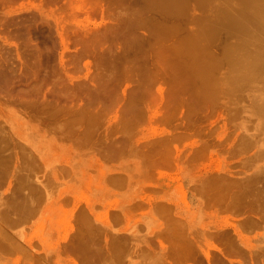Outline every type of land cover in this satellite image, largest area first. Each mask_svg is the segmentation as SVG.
<instances>
[{
    "label": "rangeland",
    "instance_id": "rangeland-1",
    "mask_svg": "<svg viewBox=\"0 0 264 264\" xmlns=\"http://www.w3.org/2000/svg\"><path fill=\"white\" fill-rule=\"evenodd\" d=\"M147 1L0 0V264H264V82L195 67L240 0Z\"/></svg>",
    "mask_w": 264,
    "mask_h": 264
},
{
    "label": "bare ground",
    "instance_id": "bare-ground-1",
    "mask_svg": "<svg viewBox=\"0 0 264 264\" xmlns=\"http://www.w3.org/2000/svg\"><path fill=\"white\" fill-rule=\"evenodd\" d=\"M173 1L174 0H153L154 3L151 2L152 6H150L154 7L153 5L159 4L160 8L164 10L172 9L170 10V12H172L173 14L174 11L175 14L176 8L175 4H173ZM180 4L182 5V3ZM240 5L241 7L238 13H234L230 10V8H222L219 11L217 20L215 21V27L211 29L214 30L218 27V25H225L235 32V36L238 37L239 35L238 40L236 42H233L230 49L225 54L226 59L229 63L228 65L230 67L228 71L229 74L226 75L223 73L224 76L226 75L224 78H217L212 71L213 67L204 60L202 56L203 54L198 57L199 59L197 58L198 60H195L196 65L194 62V65L197 69V74L199 75V79L201 76L204 81V86L206 88L204 92H206L207 89L215 90L218 88H224L232 92V90L235 89L236 91L237 88H242L241 86L250 82H254L257 80H261L262 82H264V0H240ZM179 8L181 7L179 6ZM205 20L206 19H204V21ZM204 21L201 22L203 23ZM199 25H206V22L205 24L200 23ZM199 32L198 35L201 34V32ZM205 32H210V27L207 26V28H205ZM195 35H197V32L194 33L193 36ZM197 40H199V38H197ZM195 43H197V41ZM191 44H193V42ZM197 45L200 46L199 44ZM191 48L193 49L194 46H192ZM199 48L197 50H199ZM196 49H193V51ZM255 102V104H257V112L264 121V95H258L255 99ZM183 242L184 246L187 245L185 241ZM89 245V242L85 241L84 246L87 247Z\"/></svg>",
    "mask_w": 264,
    "mask_h": 264
}]
</instances>
